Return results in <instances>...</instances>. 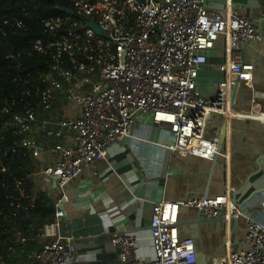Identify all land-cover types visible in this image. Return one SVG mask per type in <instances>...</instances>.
I'll return each instance as SVG.
<instances>
[{"label":"built area","instance_id":"obj_1","mask_svg":"<svg viewBox=\"0 0 264 264\" xmlns=\"http://www.w3.org/2000/svg\"><path fill=\"white\" fill-rule=\"evenodd\" d=\"M68 8L71 14L64 12L43 23L44 39L33 44L36 52L49 56L44 67L26 70L21 50L11 40L0 41V46L9 44V51L0 54V80L9 96L0 115V183L12 206L28 200L27 177L9 174L12 164L2 154L9 133H15L22 138L12 142L11 152L23 151L33 160L42 157L39 179L59 196L55 220L43 228L50 240L35 261L21 264L74 262L75 241L57 233L64 216L58 206L63 201L92 199L69 197V184L84 169L106 160L112 143L131 135L137 115L147 113L151 124L170 131L171 152L208 161L222 154L226 163L231 157L232 121L264 123V93L254 92L248 110L233 105L235 87L241 82L253 85L255 65L247 60V49L264 41V17L230 4L213 9L207 0H71ZM10 24L24 26L19 18H10ZM221 35L226 38V61L211 64ZM205 67L219 71L223 78L209 81L202 71ZM55 105L74 113L49 117ZM214 117L226 125L224 139L207 136ZM219 146L226 151L219 152ZM234 193L228 184L215 198L154 202L155 258L147 264H196L195 241L180 236L182 207L197 208L211 219L225 218L229 232L232 219L243 215ZM93 211L111 217V242L121 264H144L134 253L139 238L123 232L108 210L93 206ZM9 242L18 244L12 252L21 249L22 255L27 254L25 230L16 216L5 213L0 216V264L9 260ZM226 249L211 264H264V223L248 218L243 247L232 249L228 241Z\"/></svg>","mask_w":264,"mask_h":264},{"label":"crops","instance_id":"obj_2","mask_svg":"<svg viewBox=\"0 0 264 264\" xmlns=\"http://www.w3.org/2000/svg\"><path fill=\"white\" fill-rule=\"evenodd\" d=\"M209 7L222 10L233 7L264 17V0H207ZM218 39L217 43L219 42ZM210 56L211 64L226 61L224 50L217 49ZM247 60L254 63L253 85L244 82L236 86L233 105L237 110L251 107L254 92L264 93V41L247 49ZM212 78H223L222 73L210 67L202 69ZM204 87L208 93V84ZM51 117L72 116L74 111L55 105ZM227 128L218 117L212 119L207 136L226 135ZM231 157L228 163L220 154L217 164L195 156H183L168 150L173 136L166 128L149 122V114L137 115L131 135L108 147L106 160L96 162L81 171L69 184L71 198L91 196L89 199L63 201L58 208L64 216L58 221L57 233L71 237L77 246L72 264H121L118 249L111 242V217L96 214L108 210L123 232L139 238L135 256L147 264L154 260L155 250L151 240L153 203L156 201L181 202L189 197L215 198L222 195L230 184L235 189L233 199L243 215L230 223L200 216L197 208L182 207L179 231L182 239H192L197 246V263L211 264L212 259L228 248L239 250L244 245L248 218L264 223V123L255 120H233L229 130ZM226 147L222 152L226 151ZM43 158H39L40 163ZM36 160V159H35ZM39 189L54 199L59 196L46 190L38 174ZM199 220V223H197ZM26 245L27 261L36 260L37 254L50 240L43 228L32 235Z\"/></svg>","mask_w":264,"mask_h":264},{"label":"trees","instance_id":"obj_3","mask_svg":"<svg viewBox=\"0 0 264 264\" xmlns=\"http://www.w3.org/2000/svg\"><path fill=\"white\" fill-rule=\"evenodd\" d=\"M70 3L71 0H0V41L11 40L21 50L26 70L45 66V62L49 59L48 54L36 52L33 44L37 40L44 39L43 23L64 15L61 8L69 7ZM10 18H19L24 26L9 25ZM8 97L0 80V115ZM54 107L51 108L50 115L54 114ZM7 119L5 118L4 121ZM6 124L7 122H4L3 126ZM21 138L22 135L9 133V141L5 143L2 154L12 164L9 174L20 178L27 177L28 200L20 207L12 206L4 186L0 183V216L5 213L16 216L21 228L25 231L30 229L28 233L31 235L32 232L38 235L37 231L39 233L46 224L55 220L56 206L54 199L42 192L36 183L38 160H33L23 151L17 150L13 153L9 149L14 140ZM15 247H18L16 242H9L7 264H21L22 261L28 260L26 254L20 253L21 249L16 253L12 252L11 249Z\"/></svg>","mask_w":264,"mask_h":264},{"label":"water","instance_id":"obj_4","mask_svg":"<svg viewBox=\"0 0 264 264\" xmlns=\"http://www.w3.org/2000/svg\"><path fill=\"white\" fill-rule=\"evenodd\" d=\"M61 10L63 11V12H67V13H69V14H71V10L67 7V8H61ZM90 27H92V28H94L96 31H98V32H101L100 31V29L96 26V25H94V24H90ZM235 90H236V87H235V89H234V92H235ZM233 101H234V98H233ZM222 138L224 139L225 138V135H223L222 136ZM222 150H223V146H219V152H222ZM219 157V156H218ZM218 157L215 159V161H214V165H216L217 164V159H218ZM236 201V200H235ZM200 212V216L201 217H203L204 219H207V218H205L204 217V215H203V213L201 212V211H199ZM215 220V219H214ZM221 221H226V219L225 218H221L220 219ZM232 220H234L235 221V223L237 222L236 220L237 219H232ZM197 223H199V220H197ZM243 247V245L239 248V249H241Z\"/></svg>","mask_w":264,"mask_h":264},{"label":"rangeland","instance_id":"obj_5","mask_svg":"<svg viewBox=\"0 0 264 264\" xmlns=\"http://www.w3.org/2000/svg\"><path fill=\"white\" fill-rule=\"evenodd\" d=\"M225 47H226V38L224 35H221L220 40L217 43V49L224 50ZM8 51H9V44L4 42V44L0 46V54L1 53L5 54Z\"/></svg>","mask_w":264,"mask_h":264}]
</instances>
